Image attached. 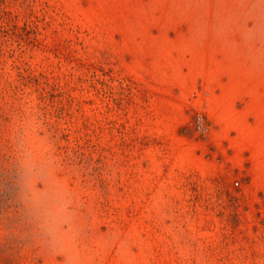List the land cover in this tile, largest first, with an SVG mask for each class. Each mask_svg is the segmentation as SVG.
Listing matches in <instances>:
<instances>
[{"label": "rangeland", "instance_id": "rangeland-1", "mask_svg": "<svg viewBox=\"0 0 264 264\" xmlns=\"http://www.w3.org/2000/svg\"><path fill=\"white\" fill-rule=\"evenodd\" d=\"M0 264H264V0H0Z\"/></svg>", "mask_w": 264, "mask_h": 264}]
</instances>
